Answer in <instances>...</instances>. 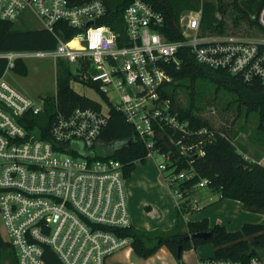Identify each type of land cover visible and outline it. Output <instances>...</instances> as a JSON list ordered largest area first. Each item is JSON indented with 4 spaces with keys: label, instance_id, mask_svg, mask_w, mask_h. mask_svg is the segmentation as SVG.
<instances>
[{
    "label": "built area",
    "instance_id": "1",
    "mask_svg": "<svg viewBox=\"0 0 264 264\" xmlns=\"http://www.w3.org/2000/svg\"><path fill=\"white\" fill-rule=\"evenodd\" d=\"M26 9L58 43L53 49L0 51L7 60L0 76V214L8 242L18 264H108L112 254L132 246V238L122 232L133 226L124 163L102 155L109 108L133 125L147 158L162 155L160 170L174 169L176 161L171 150L157 148L158 127L170 129L180 155L188 160L204 156L215 130L197 126L173 107L166 95L173 80L169 70L182 65L179 52L188 48L207 67L264 84V0L256 15L259 34L251 38L208 32L201 5L181 14L183 37L170 40L163 31L164 14L145 0H133L122 26L114 20L115 28L100 21L108 13L104 0H0V19L17 21ZM65 23L79 29L69 40L61 37ZM27 57L77 63L82 74L72 81L92 89L97 84L100 108L78 105L64 111L55 92L50 115L47 94L36 100L5 77ZM192 174L183 169L165 178L177 202L183 195L176 184ZM207 185L202 179L198 187ZM201 264L241 263L206 258ZM249 264L263 263L253 256Z\"/></svg>",
    "mask_w": 264,
    "mask_h": 264
},
{
    "label": "trees",
    "instance_id": "2",
    "mask_svg": "<svg viewBox=\"0 0 264 264\" xmlns=\"http://www.w3.org/2000/svg\"><path fill=\"white\" fill-rule=\"evenodd\" d=\"M72 4H80L89 0H69ZM133 0H104L108 7V13L101 22L108 23L112 27H117L116 22L121 21L125 8ZM156 10L165 16V35L170 40H177L183 37L180 27L181 14L189 9H196L202 5L203 8V27L215 26L219 22L218 13H225L231 8L238 13L235 20L246 18L259 32L260 26L256 15L260 10L263 0H145ZM16 21L0 19V51L2 50H34V49H53L58 40L56 36L45 28L41 29H18L15 27ZM222 22V21H221ZM61 37L65 40L71 39L79 32V29L66 25ZM179 57L182 65L176 69L171 68L170 74L173 76L169 84L176 88L179 83L185 86L187 105L178 102L173 90L166 88V95L172 98L173 107L179 111L183 118H189L197 126L209 125L215 130V139L206 146V154L188 160L176 146L170 141L167 127H158L160 140L157 148L160 151L171 150L172 160L176 161L174 172L183 169L192 171L189 179L180 180L176 186L182 192L181 202L187 199L192 191L198 187L202 179H208L207 187L213 192L220 193L223 198L237 199L242 202L245 209L264 213V165L258 160L250 158L245 154V149L241 150L225 132L213 128L209 122L203 119L200 113L202 103L215 100L220 91H228L235 96L237 101V114L257 113L259 124L256 127L254 141L264 144V84L259 80L246 82L239 76L233 75L223 69H213L199 63L188 48L180 50ZM60 71L57 78V98L59 106L64 111H70L74 107L91 106L100 108L99 102L92 97L77 92L72 87V80L79 79L71 70L65 66V60H58ZM7 60L0 58V76L4 73ZM14 71L22 75L28 74L26 62L18 60ZM96 87L97 84H92ZM98 92V90H97ZM99 93V92H98ZM48 95V112L52 115L54 102L53 97ZM221 96V94H220ZM222 97V96H221ZM221 97H219L221 99ZM229 107V106H228ZM227 110V109H225ZM197 112V113H196ZM109 122L103 130L101 139L105 145V154L124 163L125 177H129L136 167L137 161L147 160L148 149L142 142L133 127L125 119L124 114L114 107L109 108ZM264 152V148L262 150ZM261 152V153H262ZM172 187H175L173 185ZM178 219L175 227L165 233L160 230L143 231L129 227L122 232L132 238V247L135 253L141 257H149L154 254L161 246H167L175 255L181 245L183 251L200 244L211 242L215 247L213 256L210 259H230L241 264H249L251 257L258 256L261 259L258 248L264 247V220L261 222H245L239 230L230 231L225 225L216 224L209 227L206 219L188 221L186 231L180 228L181 212L178 208ZM209 230L212 236L209 239L199 237L186 238L187 235ZM5 247L14 249L10 243L0 236V263L4 254ZM206 259V258H204ZM14 263L18 264L14 251ZM181 264H185L181 262Z\"/></svg>",
    "mask_w": 264,
    "mask_h": 264
},
{
    "label": "rangeland",
    "instance_id": "3",
    "mask_svg": "<svg viewBox=\"0 0 264 264\" xmlns=\"http://www.w3.org/2000/svg\"><path fill=\"white\" fill-rule=\"evenodd\" d=\"M211 1H215L218 3V1L220 0ZM225 1L228 2L231 0ZM237 16L238 13H236V11L231 14V8H228L225 13H218L220 21L217 22L215 26L207 27L206 30H208V32L212 34H237L249 38L258 36L259 33L254 25H252L246 18L243 17L240 18V21L237 22L235 20ZM15 27L18 29H41L43 28V24L31 9H26L23 12L22 17L15 22ZM25 62L28 69L27 75H22L15 72L14 70H10L5 74L6 79H8L14 86L23 90L25 93L36 100H38L40 96L45 94L53 96V94L57 91V78L61 67L58 60H55L52 57H27L25 59ZM65 66H67L75 75L81 76L82 69L77 63L65 61ZM72 87L77 92L92 97L95 100L102 99L97 90L92 89L90 86H86L81 81H72ZM175 87L176 88L171 86L169 87V89L173 90L174 88L173 93L176 100L181 104L187 105L185 86H183L182 83H179ZM220 94L222 97L220 96ZM218 96L221 97V99L218 97L215 100H211V102L208 100L207 103H202L201 106L203 107L198 114L203 119L207 120L213 128L220 130L221 132H225L229 138H231L238 144V147L241 150L245 149L246 154H251L253 156L256 151H261V149L257 150L253 147V145H255L254 134L256 132V127L258 126L260 119L259 115L257 113H251L250 115H246V113H240L241 115L238 116V111L236 108L237 101L235 100V96L228 91H224L223 93L220 91ZM147 160L151 164H153V166H157L160 162H163L164 158L158 152H155L154 157ZM136 164H142V161H137ZM173 171V168H168L161 170V173L166 178L171 175ZM207 192L208 191L206 188L196 187L192 191V199L199 197V195L205 194ZM164 196L165 195L163 194L162 189L158 186L157 183H155V181L151 180V183L148 182L146 186L142 188L141 192H138L137 194L138 204L141 201H145L146 199L150 201L141 206V214L138 212L137 208L136 211L138 213V218H140V220L141 218L150 219L146 213H150L151 217L160 216L159 213H162L160 211H162L161 209L164 203L165 208L168 204V201ZM176 203L177 205L180 204V202ZM182 203L183 202H181V204ZM151 205L155 206L156 208L151 207ZM0 231L5 239L8 240V236L4 230L1 214ZM203 245H210V248L213 247V243L211 242L203 243ZM263 250L264 247L259 251L260 256L261 253L264 254ZM4 252V254L6 255V264H13L14 251L10 247H5ZM115 253H117V251ZM115 253L108 258V264L117 263L116 260L114 261Z\"/></svg>",
    "mask_w": 264,
    "mask_h": 264
},
{
    "label": "crops",
    "instance_id": "4",
    "mask_svg": "<svg viewBox=\"0 0 264 264\" xmlns=\"http://www.w3.org/2000/svg\"><path fill=\"white\" fill-rule=\"evenodd\" d=\"M253 147L257 150L261 149V151H256L253 156L251 154H245L253 159H255V156L256 158L258 157V161L264 165V152H262L264 144L255 142ZM136 166L137 169L135 167L129 178H126V186L133 226L139 230L149 232L160 230L165 233L169 232L175 227L177 223L178 208L181 212L180 228L183 232L188 229V221L206 219L208 221L209 227H212L216 224H222L225 225L228 230L235 231L239 230L245 222H261L264 220V213L247 210L244 208L241 201L237 199L223 198L220 193L213 192L207 186L203 187L207 189V193L201 194L199 197L193 199L191 193V196L182 201V206H179L176 203L177 198L173 194L171 188L168 187L169 185L167 184L166 179L161 173L158 165L153 166V164L146 160L145 162H142V164H136ZM151 180L155 181V183H157L162 189L168 204L165 208L164 203L161 209L162 211H160L162 213H159L160 216L151 217L150 213H146L150 219L141 218L140 220L136 211L137 208L138 212L141 214V206L150 201L146 199L145 201H141L138 204L137 194L138 192H141L142 188L146 186L148 182L151 183ZM151 207L155 206L151 205ZM4 230L6 232L5 226ZM0 236L4 240L8 241L5 239L1 231ZM209 246L200 244L197 247L186 249L182 252L181 259H179L178 256L175 255L165 245L161 246L154 254L149 257H141L137 255L133 247L130 246L117 251L114 256V261L116 260V264H181V262H184L185 264H201L202 259L211 257L214 254V245L212 248ZM261 249H263V247L258 248L259 251ZM1 260V264H3V262L6 264L5 254H3ZM261 260L264 264V254L262 253Z\"/></svg>",
    "mask_w": 264,
    "mask_h": 264
},
{
    "label": "water",
    "instance_id": "5",
    "mask_svg": "<svg viewBox=\"0 0 264 264\" xmlns=\"http://www.w3.org/2000/svg\"><path fill=\"white\" fill-rule=\"evenodd\" d=\"M92 22H89L88 25H90ZM173 164V162H169V166L171 167ZM212 236L211 231L209 230H202L199 232H194L191 233L189 235L186 236V238H194V237H199V238H203V239H209ZM183 249L182 246L180 245L178 247V251H177V256L179 259H181V255H182Z\"/></svg>",
    "mask_w": 264,
    "mask_h": 264
},
{
    "label": "bare ground",
    "instance_id": "6",
    "mask_svg": "<svg viewBox=\"0 0 264 264\" xmlns=\"http://www.w3.org/2000/svg\"><path fill=\"white\" fill-rule=\"evenodd\" d=\"M72 43L75 44L76 43V40H73Z\"/></svg>",
    "mask_w": 264,
    "mask_h": 264
}]
</instances>
